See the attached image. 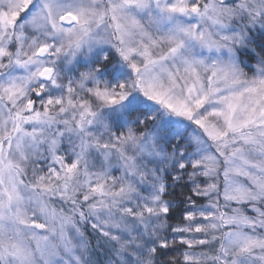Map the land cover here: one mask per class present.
Wrapping results in <instances>:
<instances>
[{"label":"snow or ice","instance_id":"1","mask_svg":"<svg viewBox=\"0 0 264 264\" xmlns=\"http://www.w3.org/2000/svg\"><path fill=\"white\" fill-rule=\"evenodd\" d=\"M0 264H264V0H0Z\"/></svg>","mask_w":264,"mask_h":264},{"label":"trees","instance_id":"2","mask_svg":"<svg viewBox=\"0 0 264 264\" xmlns=\"http://www.w3.org/2000/svg\"><path fill=\"white\" fill-rule=\"evenodd\" d=\"M181 191L187 192V189L177 188V189H176V196H175V197H172V198H173V199H181L182 197L179 196V193H180ZM182 207H183V206L181 205L180 208H176V209H174V214H175L176 212H179L180 209H181ZM173 222H175V221H173ZM93 242H94V241H93ZM169 255H177V254H176V253H170Z\"/></svg>","mask_w":264,"mask_h":264}]
</instances>
